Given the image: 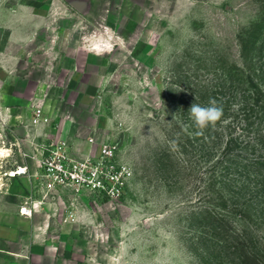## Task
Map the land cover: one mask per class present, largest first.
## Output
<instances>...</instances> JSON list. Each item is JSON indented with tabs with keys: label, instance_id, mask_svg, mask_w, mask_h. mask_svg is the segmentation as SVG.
<instances>
[{
	"label": "rangeland",
	"instance_id": "1",
	"mask_svg": "<svg viewBox=\"0 0 264 264\" xmlns=\"http://www.w3.org/2000/svg\"><path fill=\"white\" fill-rule=\"evenodd\" d=\"M62 3L66 10L48 11L46 27L14 50L22 56L14 76L55 95L46 103L56 111H48L52 120L65 114L89 128L97 120L133 175L116 202L70 190L46 197L38 162L29 158L46 142L37 143L36 130L30 138L22 124L11 125L0 96V147L7 150L0 158V222L35 203L37 224L63 238L62 248L72 243L80 264H264V165L256 164L264 160V121L247 83L251 76L264 93V0ZM72 58L103 82L88 107L63 81L61 68ZM5 78L0 69V89ZM212 99L223 115L200 129L189 110ZM228 143L232 154L221 156ZM212 149L222 162L218 176L229 182L217 179L215 191L234 200L226 210L207 203L205 154ZM24 166L29 173L10 177ZM207 211L221 213L225 231Z\"/></svg>",
	"mask_w": 264,
	"mask_h": 264
},
{
	"label": "crops",
	"instance_id": "2",
	"mask_svg": "<svg viewBox=\"0 0 264 264\" xmlns=\"http://www.w3.org/2000/svg\"><path fill=\"white\" fill-rule=\"evenodd\" d=\"M48 2V0H0V69H3L6 77L2 79L0 96L6 101L4 106L10 124L13 126L22 124L30 138H33L35 135L33 132L36 130V135L42 137L37 143L40 141L48 143L53 139L66 140L73 146L77 157L96 155L99 145L106 141L102 136L105 131L100 128L97 120L90 128L85 125L80 126L72 117L65 114L62 115L61 120H52L48 111H52V114L56 111L49 110L46 103H51L55 95L44 90V85L37 84L32 89L29 87V81L14 76L22 59V56L14 53V50L26 48L32 38L31 32L46 27L48 11L55 16L60 11L66 10L67 5H64L62 0L52 1L50 6ZM70 61L67 68L64 66L61 68L66 71L63 81L73 83L68 89L69 94L86 100L84 104L88 107L90 105L87 103H93L97 98L103 82L99 77L93 79L92 70H79L75 59L72 58ZM61 64L64 65V62ZM37 106L44 108V115L49 119L48 123L34 126L31 113ZM1 107L0 103V109ZM55 108L60 111L58 106H54ZM87 111L90 113L91 110L88 108ZM97 111L99 109H96V112L94 110L96 118ZM92 137L97 139L94 144L89 143ZM35 211L32 216L18 214L10 219L11 222H0V264H80L79 250L72 243L69 247L62 248L66 242L61 240L63 239L61 237L55 238L48 234L46 228H41L36 222ZM57 239L61 244L56 243Z\"/></svg>",
	"mask_w": 264,
	"mask_h": 264
},
{
	"label": "built area",
	"instance_id": "3",
	"mask_svg": "<svg viewBox=\"0 0 264 264\" xmlns=\"http://www.w3.org/2000/svg\"><path fill=\"white\" fill-rule=\"evenodd\" d=\"M49 119L44 115V108L37 106L33 110V124L38 126L48 123ZM96 138L89 139L90 144L96 142ZM29 158L38 162L39 192L48 197L52 193L66 190L74 192L76 196L82 193L99 194L116 202L121 197L133 171L120 160L119 145L105 141L99 145L96 155L89 154L77 157L73 146L66 140L53 139L44 144L38 154ZM29 173L27 166L18 167L12 171V178ZM31 206V207H30ZM37 205L26 203L21 209L22 216H32Z\"/></svg>",
	"mask_w": 264,
	"mask_h": 264
},
{
	"label": "trees",
	"instance_id": "4",
	"mask_svg": "<svg viewBox=\"0 0 264 264\" xmlns=\"http://www.w3.org/2000/svg\"><path fill=\"white\" fill-rule=\"evenodd\" d=\"M262 6H264V3L262 4ZM264 9V7H263ZM262 23V21H261ZM256 24H260V23H256ZM255 24V25H256ZM263 25V24H262ZM248 38H253V35L250 34L248 36ZM248 51L247 45H245V47L243 46V57H245L246 53ZM247 83H249V88L253 89V97L254 99V104L258 107H260L263 111V113L261 114L260 119L262 121H264V93L263 91H261V89L257 86V84L254 82V80H252L251 76H248V80ZM205 138H208L205 136ZM211 136L208 138V141L210 140ZM215 142V141H213ZM215 152L212 151H207L206 152V156H207V161H206V172L211 174L210 177V184L209 186H207L206 188V195H207V203L209 204L210 207H214V205L220 207L221 210H226L230 204H234V200L229 199L228 197H226L225 195H220L219 192L215 191L214 185L216 183V181H218L217 179H220L219 181L224 184V186H228L229 182H225L226 176H224L221 174L218 176L217 173V169L219 168V164H221L222 162H219V159L216 160V156L214 155ZM232 154V149L230 146V143L227 144V147L223 150L222 155H231ZM258 166H263L264 165V160H261L259 162L256 163ZM264 167V166H263ZM221 176V177H220ZM207 215H209L210 218L213 219V225H215L217 231L220 233V231H225L223 230V226H222V221L223 220V216L221 215V213L219 214H215L214 217H212L213 215H211V213H209L207 211ZM221 226V227H220Z\"/></svg>",
	"mask_w": 264,
	"mask_h": 264
},
{
	"label": "clouds",
	"instance_id": "5",
	"mask_svg": "<svg viewBox=\"0 0 264 264\" xmlns=\"http://www.w3.org/2000/svg\"><path fill=\"white\" fill-rule=\"evenodd\" d=\"M189 115L198 128L204 129L210 125L214 126L215 123L221 119L223 109L217 106V101L215 99H212L208 106L193 103L189 110Z\"/></svg>",
	"mask_w": 264,
	"mask_h": 264
},
{
	"label": "bare ground",
	"instance_id": "6",
	"mask_svg": "<svg viewBox=\"0 0 264 264\" xmlns=\"http://www.w3.org/2000/svg\"><path fill=\"white\" fill-rule=\"evenodd\" d=\"M109 46L108 44L106 45ZM95 50H100L102 46L98 45V43L94 44ZM7 156V150H4L0 147V158H5ZM14 175H12L13 177ZM1 185H0V191H1Z\"/></svg>",
	"mask_w": 264,
	"mask_h": 264
}]
</instances>
